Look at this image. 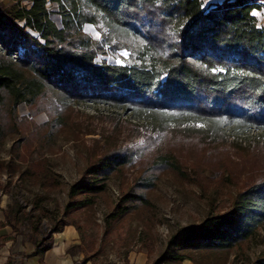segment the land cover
Returning a JSON list of instances; mask_svg holds the SVG:
<instances>
[{
  "label": "trees",
  "instance_id": "16d2710c",
  "mask_svg": "<svg viewBox=\"0 0 264 264\" xmlns=\"http://www.w3.org/2000/svg\"><path fill=\"white\" fill-rule=\"evenodd\" d=\"M47 1L65 2L61 26L51 19ZM83 5L77 0H30L28 6L0 0V143L19 133L18 104L31 105L46 89L61 101L202 120L216 130L264 129V25L252 13L264 0H84ZM100 19L109 26L113 46L130 51L128 62L96 60L102 47L82 25ZM105 161L96 170L126 160L114 155ZM22 164L19 155L0 156V198L10 197L0 227L12 228L0 234V247L20 235L33 245L29 255L41 260L53 233L72 223L60 216L59 207L50 209L43 202L57 183ZM33 165L41 167L43 160ZM23 190L29 194L24 203L19 200ZM104 191L103 183L77 180L67 189L65 210L90 206L92 197ZM121 201L146 203L135 193ZM128 210L121 207L114 217ZM261 227L264 179L237 193L229 212L182 227L168 239L167 250L145 264H180L195 260L193 252L228 251ZM79 246L68 252L75 254ZM251 264H264V254Z\"/></svg>",
  "mask_w": 264,
  "mask_h": 264
},
{
  "label": "rangeland",
  "instance_id": "374dc122",
  "mask_svg": "<svg viewBox=\"0 0 264 264\" xmlns=\"http://www.w3.org/2000/svg\"><path fill=\"white\" fill-rule=\"evenodd\" d=\"M62 3L46 2L58 26ZM83 3L77 0L82 8ZM21 4L28 6L30 0ZM252 13L264 25V5ZM82 31L100 42L97 61L128 62L130 51L113 46L105 20L86 22ZM16 112L19 133L1 141L0 156L19 155L23 168L57 183L43 202L50 209L59 207L60 216L78 230V264H145L164 253L168 239L182 227L229 212L237 193L264 179V129L216 130L202 120L161 119L147 111L61 101L48 89L31 105L18 104ZM114 155L126 161L96 170ZM38 159L43 166L36 168ZM5 178L3 174L1 180ZM77 180L103 183L105 191L93 196L90 206L66 211L67 189ZM22 193L24 203L29 194ZM129 193L143 195L146 203L122 202ZM124 206L129 210L114 217ZM193 253L195 260L185 258L180 264H251L264 254V227L228 251Z\"/></svg>",
  "mask_w": 264,
  "mask_h": 264
},
{
  "label": "crops",
  "instance_id": "0c3cea01",
  "mask_svg": "<svg viewBox=\"0 0 264 264\" xmlns=\"http://www.w3.org/2000/svg\"><path fill=\"white\" fill-rule=\"evenodd\" d=\"M9 201V196L3 194L0 198V222L4 220L3 209ZM9 225L0 227V234L11 233ZM80 243L78 230L72 224H66L61 231L53 233V241L42 259L36 255H29L33 250V245L28 241L22 242L21 236L16 239L7 240L0 247V264H78V254H70L68 248ZM80 258V257H79ZM188 263L184 264H190Z\"/></svg>",
  "mask_w": 264,
  "mask_h": 264
}]
</instances>
